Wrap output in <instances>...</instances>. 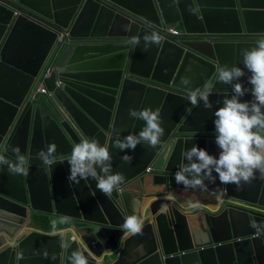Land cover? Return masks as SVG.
I'll return each mask as SVG.
<instances>
[{
    "label": "water",
    "instance_id": "water-1",
    "mask_svg": "<svg viewBox=\"0 0 264 264\" xmlns=\"http://www.w3.org/2000/svg\"><path fill=\"white\" fill-rule=\"evenodd\" d=\"M7 1L12 5L0 1V154L15 160L11 148L19 146L31 157V166L26 175L0 169V233L11 239L0 250V264H68L73 251L83 253L88 264H264V230L258 233L252 226L264 224L263 215L228 198L214 210L189 206L183 212L159 197L171 193L189 203L212 196L209 202L217 204L223 188L218 176L215 182L205 179L206 189L184 187L174 176L187 162L179 157L193 144L204 149L213 144L218 155L214 111L231 95V85L217 81L218 70L223 65L244 67L241 52L257 41L236 35L264 34V0ZM16 7L40 20L15 14ZM168 24L192 34L233 36L178 42L163 35ZM153 32L162 40L147 51L142 39L138 46L131 43ZM45 68L48 77L42 74ZM249 75L245 69L240 78L248 89ZM182 78L189 83H181ZM40 83L47 92L26 100ZM208 87L213 91L211 109L189 102L192 89ZM240 99L251 101V92ZM146 107L159 109L164 136L154 148L137 145L129 152L131 163H124V153L111 144L139 132L144 121L131 118L128 110ZM85 137L109 146L113 172L124 176L121 193L117 187L105 195L91 178L79 184L67 179L71 149ZM167 143L170 156L164 170L143 173ZM50 144L56 146L57 160L51 167L35 158ZM225 188L229 198L264 206V173L255 172L239 189L234 184ZM151 196L156 198L144 212L135 210ZM36 212L79 221L80 235L75 231L72 241L70 230L64 237L62 231L31 227L17 237ZM134 213L150 221L141 234L131 235L122 224ZM108 250L114 252L103 254Z\"/></svg>",
    "mask_w": 264,
    "mask_h": 264
},
{
    "label": "clouds",
    "instance_id": "clouds-1",
    "mask_svg": "<svg viewBox=\"0 0 264 264\" xmlns=\"http://www.w3.org/2000/svg\"><path fill=\"white\" fill-rule=\"evenodd\" d=\"M1 2L12 5L7 0H0ZM15 6V5H14ZM13 6V7H14ZM31 15L33 18L40 20L38 15L25 7H16L15 14ZM170 29L178 30L175 34ZM163 35L169 37L174 41H180L186 38H201V39H229L233 35H226L222 33L215 34H192L187 32L183 27L177 24H168L163 29ZM239 39L257 41L256 44L241 52L243 68L237 65H223L219 68L217 74V81L222 84L231 85V95L225 96L222 101V106H219L214 111V127H215V144L219 149L218 155L214 156V145H207L206 149L198 147L193 144L191 148L185 149L182 152L179 161L186 160L182 167H179L175 173L174 179L177 184H182L188 188L206 189L205 179L209 182H215L216 177L221 184H223L222 192L217 204L209 201L215 199L211 196V200H198L186 203L184 199L176 198L173 194L168 193L159 197L165 196L164 199L171 201V205L177 206L184 212L183 208L189 206H196V209H203L208 207L216 209L218 206L224 205L223 199L228 198L235 206L251 209V211L264 216V206L251 205L236 199L229 198L225 185L234 184L237 189L243 183H250L255 172L264 173V34L258 33H242L236 35ZM60 38V37H59ZM143 40V50L147 49L153 44H159L162 38L158 33H145L142 37H134L131 43L134 46L141 44ZM237 39V38H236ZM245 69L250 73L247 77L251 88H245L240 82V78L245 76ZM42 73L45 77L49 76V70L44 69ZM42 74L40 78L42 77ZM181 83L187 85L189 81L186 78L181 79ZM37 92H47L45 86L40 83L39 86L34 87L26 100H34ZM246 92H251V101H242L240 98ZM213 94L212 88L206 89L194 88L190 91L188 97L192 105H200L202 103L205 109L212 108V102L209 97ZM128 115L134 120L144 121L143 126L136 134H128L123 139H116L111 144V147L118 149L121 153V160L124 163L130 164L133 157L129 154L134 151L137 145L142 143L149 147H156L159 145L161 138L164 136L165 129L162 126V117L159 109L152 110L151 108H143L140 110L129 108ZM171 144V143H170ZM170 144H166L160 151L158 157L153 160L143 173H155L163 171L166 162L170 156ZM212 151L209 153L208 148ZM12 155L15 160L9 159L6 155L0 154V169L7 168L12 175H26V166H31V157L23 154L19 146L11 148ZM35 158L40 160L42 164L49 167L57 163L56 160V146L50 144L46 150L42 149L35 154ZM112 154L109 151V146L101 144L98 138H83L79 143L75 144L71 149V155L68 159L69 174L67 179L74 184H79L81 180L89 178L96 180L97 189L105 194L111 195L118 187L119 193L122 192V186H119L124 176L119 172H113L112 168ZM99 169V171H98ZM215 172L216 176H213ZM210 198V195H207ZM155 196L147 197L143 200L141 207L135 205V210L144 212L149 206ZM181 201L182 203L178 202ZM205 202L210 206L204 204H197V202ZM134 206V204L132 203ZM168 208V206H165ZM46 218L47 223L51 226L50 229L45 228L42 224L44 222L38 221V217ZM40 218V219H41ZM28 219V218H27ZM150 221V219L143 220L137 214L127 216L122 224L123 230L127 234L135 235L141 234L143 224ZM79 221H74L66 216L54 215L50 216L45 213L36 212L32 215L31 223L28 227H23L16 234L17 237L22 238L29 233L34 227L37 230L52 233L62 231L65 237L66 231H72V241L77 239ZM257 232L264 230V224H253ZM124 233L123 235L126 236ZM11 239L5 233H0V250L6 247ZM67 247V246H66ZM90 255L93 256L91 250ZM114 250H108L104 253H112ZM97 259L101 255H94ZM116 255L108 258V263H112ZM68 264H88L86 257L81 252L73 251L68 257Z\"/></svg>",
    "mask_w": 264,
    "mask_h": 264
},
{
    "label": "trees",
    "instance_id": "trees-1",
    "mask_svg": "<svg viewBox=\"0 0 264 264\" xmlns=\"http://www.w3.org/2000/svg\"><path fill=\"white\" fill-rule=\"evenodd\" d=\"M41 216H39L37 219H38V221H40V220H42L41 221V224H42V222H44L45 224H42V226H44L45 228H48V229H50L51 228V226L47 223V219L46 218H41Z\"/></svg>",
    "mask_w": 264,
    "mask_h": 264
},
{
    "label": "crops",
    "instance_id": "crops-1",
    "mask_svg": "<svg viewBox=\"0 0 264 264\" xmlns=\"http://www.w3.org/2000/svg\"><path fill=\"white\" fill-rule=\"evenodd\" d=\"M178 202H180V203H182L181 201H178ZM182 204H184V203H182ZM197 204H204V205H207V206H210V204H207V203H205V202H197V203H195V205H197ZM185 205V204H184Z\"/></svg>",
    "mask_w": 264,
    "mask_h": 264
},
{
    "label": "built area",
    "instance_id": "built-area-1",
    "mask_svg": "<svg viewBox=\"0 0 264 264\" xmlns=\"http://www.w3.org/2000/svg\"><path fill=\"white\" fill-rule=\"evenodd\" d=\"M173 33L177 34L179 33L178 30H175V29H170Z\"/></svg>",
    "mask_w": 264,
    "mask_h": 264
}]
</instances>
